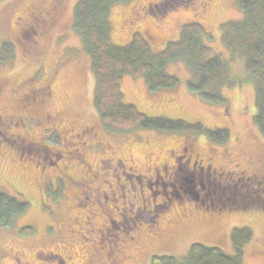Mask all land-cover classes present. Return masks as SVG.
<instances>
[{"label":"rangeland","instance_id":"obj_1","mask_svg":"<svg viewBox=\"0 0 264 264\" xmlns=\"http://www.w3.org/2000/svg\"><path fill=\"white\" fill-rule=\"evenodd\" d=\"M78 1L0 2V85L6 87L0 122L7 126L0 136V194L27 204L0 228V264H150L156 255L182 258L194 243L233 256L231 234L244 227L251 240L242 264H264V203L255 196L251 203L207 212L191 199L160 194L170 180L164 175L174 170L175 160L180 164L186 145L204 166L264 169L253 83L243 60L221 42L223 25L241 18L238 1L128 0L111 7V44L124 45L139 32L158 54L179 40L184 26L196 23L234 80L222 89L223 102L214 103L187 88L190 72L179 61L165 65L166 74L178 80L169 88L151 90L143 77L124 74V104L148 118L197 124L191 130L129 133L108 129L96 110L95 79L74 26ZM40 8L56 11V20H49V38L34 45L31 19ZM37 83L51 92L43 91L40 105H27L24 95ZM86 126L93 131L90 139L81 134ZM222 130L228 134L224 143Z\"/></svg>","mask_w":264,"mask_h":264},{"label":"trees","instance_id":"obj_2","mask_svg":"<svg viewBox=\"0 0 264 264\" xmlns=\"http://www.w3.org/2000/svg\"><path fill=\"white\" fill-rule=\"evenodd\" d=\"M127 1L79 0L74 9V26L82 37V47L90 61L96 83L94 103L102 122L111 131L128 133L146 129L170 131V126L181 130L196 128L197 124L148 118L134 106L124 104L120 90L122 77L124 74L143 77L151 90L169 88L177 85L178 80L166 74L165 65L168 61H179L190 72L187 88L202 100L220 103L224 100L222 89L234 84L228 62L213 54L204 42L202 27L196 23L184 26L179 40L169 43L158 54L139 32L134 33L124 45L111 44V7ZM237 1L241 18L223 25L221 42L232 57L243 60L254 87L255 122L264 134V0ZM227 139L226 131H220V142L224 143ZM26 208L27 204L16 197L0 194V228L11 225L13 219L23 214ZM24 230L31 231L29 227ZM231 240L233 256L217 246L194 243L182 258L156 255L150 264H242L244 247L251 240V231L246 227L236 228Z\"/></svg>","mask_w":264,"mask_h":264},{"label":"flooded vegetation","instance_id":"obj_3","mask_svg":"<svg viewBox=\"0 0 264 264\" xmlns=\"http://www.w3.org/2000/svg\"><path fill=\"white\" fill-rule=\"evenodd\" d=\"M37 16L38 17H33V19H31L34 22L30 26L32 34L29 42L32 43L33 40H35L33 43L34 45L38 44V39L44 36L45 38H47V36L49 38L50 34H45V31L48 29L49 20H56V11L40 8V11L37 12ZM42 84L35 86L32 84L31 90L29 88L27 89L23 102L27 105H31L32 103L40 105L43 103L45 98L43 91L46 90V96L48 93L50 94L51 91L49 85L44 86V84ZM5 88L4 84L0 85V98L5 94ZM6 127L7 126L0 122V136L4 135L6 131L3 129ZM81 134L90 139L93 136V131L90 127L86 126L82 129ZM187 148H189L188 145H186L184 154L177 157L178 161L180 160V164L178 165L179 162L175 160L176 164L174 165V170L172 169L173 171L171 173L164 175V177L166 176V178H168L167 180L170 179L168 184L161 187L162 193L160 194H162L165 199H168L170 196H175L174 198L181 199L186 203L191 199V201L194 202L195 208H201L207 212H214L212 209L216 207H225L229 209L237 203L244 204L246 201L251 203V201H254L253 196L259 199L262 204L264 203V169H260L261 167H259L255 169V171L254 169L247 171L239 169L238 164H236L238 167L232 170H227L225 169L226 167L214 168L211 165L204 166V161L198 155H188L187 152H189V150ZM190 163L191 165H189ZM262 166L264 168V161ZM182 167L191 169V171L188 170L189 173H186L181 169ZM255 167H258V165ZM176 173H178V175H176ZM177 176L179 177L178 181H174ZM238 188L243 191H240V195L238 192L236 196ZM164 198L162 199L165 200ZM258 203L260 202L258 201ZM216 212L223 211L217 210ZM158 214H156V216H158ZM151 226L153 230H157L158 225L156 220Z\"/></svg>","mask_w":264,"mask_h":264}]
</instances>
